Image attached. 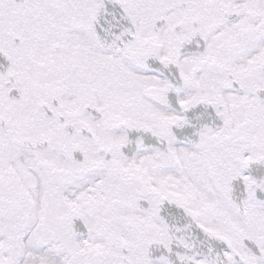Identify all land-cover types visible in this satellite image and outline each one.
<instances>
[{"label":"snow or ice","instance_id":"obj_1","mask_svg":"<svg viewBox=\"0 0 264 264\" xmlns=\"http://www.w3.org/2000/svg\"><path fill=\"white\" fill-rule=\"evenodd\" d=\"M0 264H264V0H0Z\"/></svg>","mask_w":264,"mask_h":264}]
</instances>
